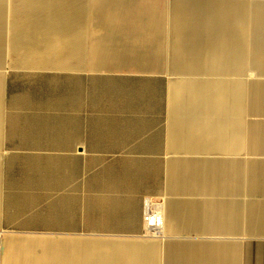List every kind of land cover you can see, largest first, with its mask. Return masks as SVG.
I'll return each instance as SVG.
<instances>
[{"label":"crops","instance_id":"1","mask_svg":"<svg viewBox=\"0 0 264 264\" xmlns=\"http://www.w3.org/2000/svg\"><path fill=\"white\" fill-rule=\"evenodd\" d=\"M37 6L60 11L64 28L58 38L68 55L84 53L85 61L71 56L54 66L47 44L56 34L23 47L25 7ZM88 7H111L113 17L128 13L145 23L149 59L143 70L150 73L144 74L143 133L136 139L128 128L119 132L130 137L127 142L102 149L113 152L112 165L146 168L136 196L138 219L112 228L123 234L118 241L46 235L39 253L19 236L1 238L4 223L19 221L17 211L0 207V264H118L120 259L126 264H264V0H0V114L8 65L81 71L108 62L109 69H119L129 45L116 29L111 39L92 36L95 50L83 46V30L91 31L82 26ZM106 45L117 49L101 48ZM33 52L47 65H27ZM70 134L79 135L76 144L82 145L87 130ZM8 142V130L0 125L2 187L7 162L1 152L15 149ZM39 143L16 148L42 149ZM145 196L162 201L159 237L142 235ZM27 222L34 225L32 215ZM55 246H67L69 253L55 255Z\"/></svg>","mask_w":264,"mask_h":264},{"label":"rangeland","instance_id":"2","mask_svg":"<svg viewBox=\"0 0 264 264\" xmlns=\"http://www.w3.org/2000/svg\"><path fill=\"white\" fill-rule=\"evenodd\" d=\"M104 9L106 10L102 7H88L89 14L83 17L87 18V25L82 21V26L86 29L88 27L91 31L86 34L83 30L82 42L83 46L87 47V51L95 50L92 47L94 43L92 36L102 37L103 40L106 37L111 39L113 29H116L119 35L127 39L129 45V53H123L121 56L119 69H109L108 62L104 68L81 71L71 69L20 70L12 69L9 65L5 69L7 75L3 85L0 125L8 130L9 147H15V149L1 152V157L4 153L6 157L14 155L11 161L12 169L7 175L9 181L14 180V184H18L22 189L28 182H32L36 188L38 181H47L48 186L52 185L54 188L58 184L56 182L69 181L66 194L55 190L53 196L49 194V198L43 197L42 194L39 198L35 188L31 195H24L22 194L24 192H20L21 200L15 209L19 223L10 224L11 226L4 223L1 238L19 236V238L26 239L27 244H35L39 253L42 252L43 245L47 243L46 235L54 237L53 239H60L64 235L118 241L123 234L114 232L112 228L122 223L136 222L138 219L139 207L135 203H137L136 199L148 175L145 173L146 168L138 165L135 168H129L126 165H112L114 163L111 160L113 152L102 151V149H110L112 143L118 141L127 142L130 137L127 134H119V132H127L128 128L135 130L136 139H139L143 133L145 123L143 99L146 89L144 74L145 72L150 73L143 70L149 59L144 47L145 23L142 16L140 19H134L130 17L131 14L127 13L124 16L113 17L111 7H107V11H103ZM6 11L10 12L11 8H7ZM101 21L105 23L102 25L104 27L95 25ZM55 34L57 38L60 34L63 36L62 31L51 32L50 35ZM57 38L48 39V44L45 42L49 47L50 61L54 66L64 64L71 56L73 61H85L86 54L84 53L75 54L73 50V55H68L64 49L63 38ZM37 45L42 46L44 42L41 41ZM101 48L117 49L109 45ZM121 48L124 47L121 46ZM97 49L99 50V47ZM75 76H81V81L79 79L76 81ZM79 127L82 131L85 128L87 130V134L81 136L82 145L76 144L79 135L70 134L69 136V131H79ZM84 138L87 149L83 142ZM62 139L65 141L61 142ZM37 140L40 142V148H48L46 151L50 154L49 156V154H43L42 151L35 152V156H39V163L35 156H30L27 152H15L20 150L16 147L32 146V142ZM72 141H75L74 145H71ZM55 146L69 149L58 159L59 161L53 157L56 153L53 149ZM102 159L104 166L101 165ZM73 160L76 163H72ZM31 161L33 164L30 163ZM119 162L122 163V161ZM54 165L55 167L57 165V173L53 170ZM48 169L49 173H46ZM146 200L150 201L149 211L160 214L158 230H151L147 227ZM143 202L141 209L144 231L142 235L159 237L163 233L164 224L162 201L145 196ZM31 215L34 224L32 228L27 222ZM44 222L60 225H49L53 228L47 229L45 227L48 224ZM117 263L126 264L122 259Z\"/></svg>","mask_w":264,"mask_h":264},{"label":"bare ground","instance_id":"3","mask_svg":"<svg viewBox=\"0 0 264 264\" xmlns=\"http://www.w3.org/2000/svg\"><path fill=\"white\" fill-rule=\"evenodd\" d=\"M60 11L56 10V8L54 9V7H25V14H26V21L27 23L23 22L24 24V27H23V34H22V39H21V43L23 45V47L28 48L29 47V44H32L33 46L35 45L36 43V39L39 38V37H47L52 31H55V32H61L63 31V28H64V22H63V19L61 18L62 15L59 13ZM27 31H31V33H27ZM57 35V34H56ZM58 39V38H57ZM46 41V40H45ZM26 51V50H25ZM26 64L27 65H30V66H33V65H47V62L44 60V57L40 56V55H37L36 52H33V57H31V59L29 61H26ZM89 85V84H88ZM87 87V85H86ZM98 88V87H97ZM65 91V90H64ZM98 91V89H97ZM97 93V92H96ZM111 93V92H110ZM101 94V93H100ZM91 95V93H90ZM110 95V94H109ZM89 96V95H88ZM103 96V95H101ZM106 96V95H105ZM91 98V97H90ZM27 102V101H26ZM25 102V103H26ZM91 102V101H90ZM100 103V102H99ZM72 105V104H70ZM38 106V105H37ZM55 106V105H54ZM57 106V105H56ZM75 107V106H74ZM25 108V107H24ZM30 108V107H28ZM34 108V106H33ZM61 108V106H60ZM72 108V107H71ZM38 109V108H36ZM40 109V108H39ZM32 110V109H31ZM68 111V110H67ZM86 111V110H85ZM44 112V111H43ZM50 112V111H49ZM80 112V111H79ZM89 112V110H88ZM29 113V112H28ZM51 113V112H50ZM37 114V113H36ZM87 115V114H86ZM108 115V114H107ZM60 116V115H58ZM26 117V116H25ZM89 118H91L89 116ZM43 119V118H42ZM53 120V119H52ZM62 122V121H61ZM66 122V121H65ZM53 124V123H52ZM38 125V124H37ZM39 128V126H38ZM37 129V128H36ZM58 135V134H57ZM55 135V136H57ZM60 136V135H59ZM70 136V135H69ZM52 137V136H51ZM101 137V136H100ZM56 139V138H55ZM85 139V138H84ZM86 140V139H85ZM58 141V139H57ZM60 141V140H59ZM65 139L61 142H64ZM52 142V141H51ZM68 142V141H67ZM57 143V142H56ZM60 144V143H59ZM66 144V143H65ZM63 145V144H62ZM72 145V144H71ZM73 147V146H72ZM53 149L55 150L56 153H54L53 157L59 161L58 159H60L62 156H63V153L65 151H68L69 149L66 148V147H58V146H55V148L53 147ZM46 150H48V148H42V149H38V150H35V149H22V150H16L15 152L19 153L18 151L20 152H27L30 156H35V152H40L42 151L43 154H49ZM50 150V149H49ZM52 151V150H51ZM8 152V151H7ZM5 154V153H4ZM68 154V153H67ZM73 155V153H70V155ZM69 155V154H68ZM24 156V155H23ZM50 156V154H49ZM13 157L14 155L10 156V157H6V162H7V167H6V171H5V175H4V178H5V181L3 182V187L0 189L1 192H3V203L0 204V207H4L6 209H9V210H14L16 211L15 209L18 207V203L20 202L21 200V195H19V193L21 192H24L22 194H29L31 195L32 192H33V189L35 188L34 184L31 182H26L27 185L22 189V187H20L18 184H14V180H11L9 181L8 179V174L10 172V170L12 169V165H11V161L13 160ZM30 158V157H29ZM36 160H37V163H39V156H35ZM69 159H72V158H69ZM27 160V159H26ZM30 161V159H29ZM27 163V162H26ZM31 164H33V162L31 161L30 162ZM35 163V162H34ZM72 163H76V161H72ZM71 163V164H72ZM78 163V162H77ZM30 165V164H29ZM37 165V164H36ZM25 167V166H24ZM31 167V166H30ZM55 167V165H54ZM29 168V167H28ZM55 171V173H57V165L55 167V169H53ZM29 171V170H28ZM31 171V170H30ZM49 169L47 170L46 173H49L48 172ZM34 172V171H33ZM31 174V173H29ZM28 174V175H29ZM39 174V172H38ZM24 176V175H23ZM22 177V176H21ZM27 177V175H26ZM25 177V178H26ZM36 177V176H35ZM34 177V178H35ZM19 178V177H18ZM37 179V177L35 178ZM22 180H23V177H22ZM27 180V179H26ZM33 180V179H31ZM21 182V180H20ZM37 182V181H36ZM48 182L47 181H38L36 183V191L41 193L42 196H45L47 195V197L49 196V194L53 196V193L55 190L57 191H60L64 194L67 193L68 191V188H69V181H61V182H56L58 184H56L55 186L56 187H52L51 186H48L47 184ZM54 183V182H52ZM55 184V183H54ZM21 185V184H20ZM48 186V187H47ZM50 187V188H49ZM35 192V191H34ZM41 196V195H40ZM39 196V197H40ZM51 199V198H50ZM50 201V200H49ZM36 202V201H35ZM28 207H30V205H28ZM58 208V207H57ZM62 208V207H61ZM57 210H60V209H57ZM51 217V216H50ZM51 219V218H50ZM58 219V218H57ZM44 223H48V222H44ZM48 225H60V224H57V223H48ZM63 226V225H62ZM57 229V228H56ZM63 248H68L67 246H55L54 249H53V253L55 255H60V254H65V253H69L68 251H64ZM73 250V249H72Z\"/></svg>","mask_w":264,"mask_h":264},{"label":"built area","instance_id":"4","mask_svg":"<svg viewBox=\"0 0 264 264\" xmlns=\"http://www.w3.org/2000/svg\"><path fill=\"white\" fill-rule=\"evenodd\" d=\"M149 200H146L145 210L148 211L146 214V220H147V227L151 230H158L160 226V214L158 212H151L149 211Z\"/></svg>","mask_w":264,"mask_h":264}]
</instances>
